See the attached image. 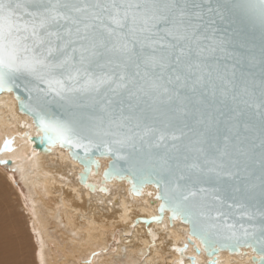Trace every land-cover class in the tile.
I'll return each mask as SVG.
<instances>
[{"label": "water", "instance_id": "water-1", "mask_svg": "<svg viewBox=\"0 0 264 264\" xmlns=\"http://www.w3.org/2000/svg\"><path fill=\"white\" fill-rule=\"evenodd\" d=\"M217 3L224 6L223 19L215 12H207L209 6L215 8ZM204 7V22L208 29L205 35L208 39L203 44L216 50L206 51L199 58L207 68L204 82L197 86V96L203 93L201 98L207 106L205 110L211 113L216 123L203 137L198 135L204 131L203 126L189 120V128L184 129L186 135L180 140H172L171 133L177 131L175 127H166L160 119L153 122L141 116V110L144 115L153 116V108L165 110L168 105L153 104L146 97L130 101L126 94L113 97L108 93L113 103L107 110H102V104L97 103L99 97L75 96L68 102L53 93L45 95L38 92L37 87L46 89L47 86L39 84L27 73H15L8 81L10 90L0 89V93L12 91L19 111L32 118L35 133L30 140L34 148L41 153H50L57 145L67 149L70 157L83 166L78 174L79 183L90 191L106 193L107 183L112 180H125L130 185L131 194L137 196L142 195L147 185L157 188L156 198L160 200L157 214L139 217L136 222L142 221L147 225L161 222L168 212L170 225L178 219L189 226L190 235L198 239L202 246L194 245L195 251L201 253L204 250L209 257L207 264H217V254L224 250L230 253L242 250L245 253L248 250L254 254V264H264V191L261 188L264 167L260 148L264 139V64L261 63L264 27L260 19L259 0H207ZM193 59L197 58L194 56ZM121 115L131 116L132 119L125 121V126L120 129L112 125L113 131L126 135L132 128L142 134L145 124H150L157 131L143 140L136 136L122 148L110 145L111 152L107 151L104 141L112 137L94 135L91 137L93 145L85 154L83 148L50 141L39 124L41 118L60 119L71 121L77 128H99L103 131L109 128L110 121H118ZM137 118H140L139 129L134 127ZM160 131L167 135L157 146ZM198 148L204 151L199 152ZM100 158H110V161L101 173L100 184H97L89 177L99 172ZM85 160L95 161L96 165L86 171ZM212 160L216 161V165L223 163L224 171L233 175L217 177L215 171H208L216 167L210 163ZM11 163V160L3 161L6 166ZM193 164L199 165L203 171L189 167ZM181 175L185 179H179ZM189 191L196 195L182 202V209L173 218L172 207ZM162 204L165 205L163 212L160 211ZM201 212L206 215L201 216ZM189 218L198 230L207 226L209 244L216 251H210L201 237L193 234V223L189 222ZM229 226L231 231L236 232L237 238H228L231 235ZM245 231L248 233L246 236ZM189 243L194 241L189 238L184 247ZM190 258L195 264V257Z\"/></svg>", "mask_w": 264, "mask_h": 264}, {"label": "snow or ice", "instance_id": "snow-or-ice-1", "mask_svg": "<svg viewBox=\"0 0 264 264\" xmlns=\"http://www.w3.org/2000/svg\"><path fill=\"white\" fill-rule=\"evenodd\" d=\"M206 2L0 0V89L10 90L8 81L15 73H27L39 84L47 86L46 89L37 87L38 92L45 95L53 93L68 102L75 96L99 97L97 103L102 104V110H107L113 103L108 93L113 97L126 94L130 101L146 97L153 104L168 105L165 110L153 108V116H146L141 110V116L153 122L160 119L166 127H175L177 131L171 133L172 140H180L186 135L184 129L189 128V120L203 126L204 131L198 133L203 137L216 123L211 113L205 110L207 106L201 98L203 93L197 96V86L204 82L207 68L199 58L206 51L216 50L203 44L208 39L204 22ZM259 11L264 27V0H259ZM207 12H215L221 19L224 18V6L219 3L215 8L209 6ZM261 53V63L264 64V45ZM131 119V116L121 115L118 121H110L109 128L103 131L99 128H77L71 121L60 119L41 118L39 124L50 141L83 148L87 154L93 145L91 137L94 135L112 137L104 141L107 151L111 152L110 145L122 148L136 136L143 140L157 131L150 124H145L142 134L132 128L126 135L112 130V125L120 129L125 126V121ZM139 120L137 118L134 126L136 129L140 128ZM166 135L160 131L157 146ZM11 144V140L6 141L5 148L11 150ZM260 148L264 167V139ZM197 151L204 150L198 148ZM224 154H227V148ZM84 163L86 171L96 165L91 160ZM210 163L216 165L215 160ZM189 167L199 169L196 164ZM224 167L221 163L208 171H215L217 177L233 175L224 171ZM179 179L185 177L181 175ZM179 187L177 185V189ZM261 188L264 191V178ZM195 195V192L189 191L187 195H182V200L175 202L173 218L182 209V202ZM164 199L167 200V197ZM164 208L162 204L160 211L163 212ZM200 215L206 214L201 212ZM189 222L193 223V234L199 235L210 251H216L209 244L207 226L198 230L190 218ZM229 230L231 235L228 238H237L231 226ZM247 234L245 231L244 235Z\"/></svg>", "mask_w": 264, "mask_h": 264}, {"label": "bare ground", "instance_id": "bare-ground-1", "mask_svg": "<svg viewBox=\"0 0 264 264\" xmlns=\"http://www.w3.org/2000/svg\"><path fill=\"white\" fill-rule=\"evenodd\" d=\"M34 133L32 118L19 111L13 92L0 93V163L15 170L26 188L25 209L36 232L38 263L76 264L100 252L95 264H193L190 256L195 257V264H207L204 250L195 251L194 245L202 246L190 235L189 226L178 219L170 225L168 212L161 222H136L157 214V188L147 185L137 196L125 180H112L107 183L108 192L90 191L79 183L83 166L69 151L57 145L50 153H41L30 140ZM8 140L11 150L5 148ZM4 160H11V165H4ZM109 161L100 158L99 172L89 180L100 184ZM0 170L7 173L2 166ZM5 200L0 190V264H30L22 235L26 232L7 215L1 205ZM189 238L194 243L185 248ZM113 241L115 248H111ZM242 251H220L217 264H254V254Z\"/></svg>", "mask_w": 264, "mask_h": 264}, {"label": "rangeland", "instance_id": "rangeland-1", "mask_svg": "<svg viewBox=\"0 0 264 264\" xmlns=\"http://www.w3.org/2000/svg\"><path fill=\"white\" fill-rule=\"evenodd\" d=\"M1 166L7 172V173H4L0 170V183H1L0 184V187H1L0 190H1L2 196L5 195V197H6L5 205L3 203H1V205H2V207H5V209H7V211L10 213V214L7 213V215L11 218V220L14 219L17 222L16 227L20 231L26 232L24 234L22 233V235L26 237L25 238L26 240L23 237L24 242L28 243V244H25L24 247L28 253V254L27 253L26 254L30 257L29 258L31 260L30 264H33L32 262H34V264L35 263L40 264L37 261L38 243H37L36 232H35V230H33L31 225H29L30 213L27 212V210L25 209L28 207L26 204L25 196H24V193L26 192V188H25L24 184L22 183L18 173L15 170H13L12 168L7 169L0 163V167ZM7 175L9 176V179H8ZM7 205H8V207H7ZM12 206H14V207H12ZM10 207H12V208H10ZM20 235H21V233H20ZM115 244L116 243L113 241L111 244L112 245L111 248H113V247L115 248ZM99 253L100 252H97L96 255ZM96 255L93 254L92 257L91 256L88 257L85 261L80 260L79 263L77 262L76 264H95L96 261H94V259H95ZM17 264H19V263L17 262ZM119 264H122V263H119Z\"/></svg>", "mask_w": 264, "mask_h": 264}]
</instances>
